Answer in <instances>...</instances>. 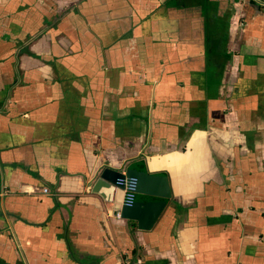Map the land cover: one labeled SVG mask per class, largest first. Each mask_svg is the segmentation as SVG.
Returning a JSON list of instances; mask_svg holds the SVG:
<instances>
[{
  "label": "crops",
  "instance_id": "0c3cea01",
  "mask_svg": "<svg viewBox=\"0 0 264 264\" xmlns=\"http://www.w3.org/2000/svg\"><path fill=\"white\" fill-rule=\"evenodd\" d=\"M143 158L151 228L93 190ZM125 258L264 264V0H0V264Z\"/></svg>",
  "mask_w": 264,
  "mask_h": 264
},
{
  "label": "water",
  "instance_id": "95a60500",
  "mask_svg": "<svg viewBox=\"0 0 264 264\" xmlns=\"http://www.w3.org/2000/svg\"><path fill=\"white\" fill-rule=\"evenodd\" d=\"M125 177L136 178L135 196L131 205H118L115 214L121 208L122 218L136 221L138 227L151 228L171 197L167 175L163 172H149L143 158L129 163L124 171L105 167L93 183V190L103 194L106 190L121 189L125 194L124 184L117 183L119 178Z\"/></svg>",
  "mask_w": 264,
  "mask_h": 264
},
{
  "label": "built area",
  "instance_id": "2783aa9c",
  "mask_svg": "<svg viewBox=\"0 0 264 264\" xmlns=\"http://www.w3.org/2000/svg\"><path fill=\"white\" fill-rule=\"evenodd\" d=\"M118 184H124L125 186V194H124V199H123V204L125 205H131L134 196H135V191H136V178L134 177H125V178H119L117 180ZM45 192H48V189H44ZM118 217H121L120 215V210L117 213ZM121 264H134V262L131 259H123Z\"/></svg>",
  "mask_w": 264,
  "mask_h": 264
}]
</instances>
